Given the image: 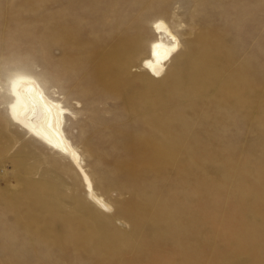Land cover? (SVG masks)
Wrapping results in <instances>:
<instances>
[{"label":"rangeland","instance_id":"1","mask_svg":"<svg viewBox=\"0 0 264 264\" xmlns=\"http://www.w3.org/2000/svg\"><path fill=\"white\" fill-rule=\"evenodd\" d=\"M158 19L179 46L150 76ZM19 72L109 211L12 123ZM0 264H264V0H0Z\"/></svg>","mask_w":264,"mask_h":264},{"label":"bare ground","instance_id":"2","mask_svg":"<svg viewBox=\"0 0 264 264\" xmlns=\"http://www.w3.org/2000/svg\"><path fill=\"white\" fill-rule=\"evenodd\" d=\"M141 29L142 26L135 28L137 36L142 35ZM130 30H123L122 35L136 33ZM150 30L157 35L151 42L148 55L142 60L141 67L150 76H161L172 57L178 52L179 38L162 19L153 21ZM120 50H125L122 39L114 51L121 53ZM176 85L178 86V83ZM6 96L10 102L8 112L12 123L49 148L66 156L79 170L90 200L99 209L109 211L112 206L94 190L91 178L83 166L81 153L65 131V120L71 112L54 95L46 92L44 85L35 76L27 73L19 72L10 78Z\"/></svg>","mask_w":264,"mask_h":264}]
</instances>
